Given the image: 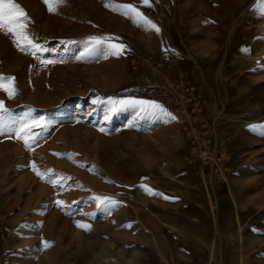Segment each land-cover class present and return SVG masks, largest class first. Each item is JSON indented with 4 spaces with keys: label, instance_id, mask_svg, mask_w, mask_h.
Listing matches in <instances>:
<instances>
[{
    "label": "rangeland",
    "instance_id": "1",
    "mask_svg": "<svg viewBox=\"0 0 264 264\" xmlns=\"http://www.w3.org/2000/svg\"><path fill=\"white\" fill-rule=\"evenodd\" d=\"M15 2L40 50L20 51L0 32V74L16 87L12 98L0 90V101L12 118L39 122L31 135L43 132L30 148L0 135V264H264V134L248 127L264 124V18L255 0H108L135 6L159 32L105 0H65L55 13L43 0ZM90 37L125 47L78 60ZM157 50L230 134L227 184L187 168L173 119L109 103L155 101L171 113L142 91L160 72L128 61ZM95 196L117 204L98 207Z\"/></svg>",
    "mask_w": 264,
    "mask_h": 264
},
{
    "label": "built area",
    "instance_id": "2",
    "mask_svg": "<svg viewBox=\"0 0 264 264\" xmlns=\"http://www.w3.org/2000/svg\"><path fill=\"white\" fill-rule=\"evenodd\" d=\"M132 69L151 67L160 72L159 82H151L143 88L146 98L154 99L168 107L187 144L185 165L192 174L210 183L227 184L231 136L206 116L208 100L184 72H173L170 64L153 54L131 55Z\"/></svg>",
    "mask_w": 264,
    "mask_h": 264
},
{
    "label": "snow or ice",
    "instance_id": "3",
    "mask_svg": "<svg viewBox=\"0 0 264 264\" xmlns=\"http://www.w3.org/2000/svg\"><path fill=\"white\" fill-rule=\"evenodd\" d=\"M64 2L65 0H43V3L47 6L50 13H55L57 8ZM140 3L145 6H150L151 0H140ZM104 6L113 11L119 9L120 14L130 19L138 27H143L145 30H155L156 32L160 31L159 27L155 23H153L148 17L131 4L115 5L109 3L108 0H105ZM253 8L255 10V14L264 18V0H255ZM29 23H31L30 17L27 16V13L18 3L15 2V0H0V32L10 35L13 44L18 50L30 51L31 54L35 56L36 52L40 49L27 30ZM110 39V37H90L89 46L87 47L86 52L81 53L77 59H84L85 56H93L97 53L105 56V58H107V55H119L125 45L113 43L106 46V40ZM33 49L35 51H31ZM242 51L247 52L248 49H242ZM53 62L54 61H40V63ZM0 90H3L7 93L9 98H12L16 94L15 78L0 74ZM108 101L110 104L119 103L121 105H138L141 107V111H144L148 115L155 118L167 116L170 119H175V116L155 101H140L135 99L113 101L111 97L108 98ZM97 102L98 101H94V103ZM112 110H114V108ZM38 124L39 122L34 120L28 122L26 117H21L19 119L12 118L9 114V110L4 106V102L0 101V135H7L11 137L15 134L16 139L22 140L25 147L30 148L31 144L37 142L40 135H42L43 129L41 130V133H37L35 135L30 134L31 127ZM248 127L254 131H259L261 134H264V124L249 125ZM101 131H103V129H101ZM33 167L35 170L34 165ZM37 175L41 176L42 179H47V177L39 171H37ZM48 182L52 183L54 186L58 183V181L55 180H48ZM146 190L149 194H157L150 189ZM164 198L169 199L168 197ZM94 199L97 201L98 207L109 208L117 204V201L111 199L110 197L95 196ZM56 203L58 205H62L63 201L58 200ZM77 226L84 229H88L90 227L80 221H77ZM45 246H49L47 242L45 243Z\"/></svg>",
    "mask_w": 264,
    "mask_h": 264
},
{
    "label": "crops",
    "instance_id": "4",
    "mask_svg": "<svg viewBox=\"0 0 264 264\" xmlns=\"http://www.w3.org/2000/svg\"><path fill=\"white\" fill-rule=\"evenodd\" d=\"M157 55L158 58L163 59L164 61H170V57L165 53L164 50H157ZM175 62L177 63V61L173 60V63Z\"/></svg>",
    "mask_w": 264,
    "mask_h": 264
}]
</instances>
